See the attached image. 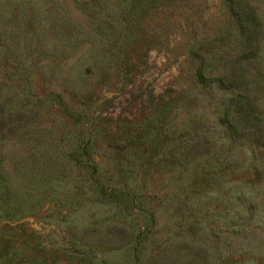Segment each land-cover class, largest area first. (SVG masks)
Masks as SVG:
<instances>
[{"label":"rangeland","instance_id":"374dc122","mask_svg":"<svg viewBox=\"0 0 264 264\" xmlns=\"http://www.w3.org/2000/svg\"><path fill=\"white\" fill-rule=\"evenodd\" d=\"M0 264H264V0H0Z\"/></svg>","mask_w":264,"mask_h":264},{"label":"trees","instance_id":"16d2710c","mask_svg":"<svg viewBox=\"0 0 264 264\" xmlns=\"http://www.w3.org/2000/svg\"><path fill=\"white\" fill-rule=\"evenodd\" d=\"M240 10H236L235 16L240 21V25L243 28L246 27H257L260 25V19L256 12V10L248 4V2L244 1Z\"/></svg>","mask_w":264,"mask_h":264}]
</instances>
